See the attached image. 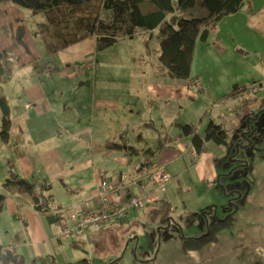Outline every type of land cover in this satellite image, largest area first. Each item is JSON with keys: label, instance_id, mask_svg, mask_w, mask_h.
I'll return each instance as SVG.
<instances>
[{"label": "crops", "instance_id": "obj_1", "mask_svg": "<svg viewBox=\"0 0 264 264\" xmlns=\"http://www.w3.org/2000/svg\"><path fill=\"white\" fill-rule=\"evenodd\" d=\"M224 31L234 33L233 40L237 38V35L242 41L248 42V47H240L239 50H246V53L258 52L259 59H262V64H264V58H262L264 55V0H244L240 9L220 19L206 40L196 42L193 62L199 51L206 52L212 58L218 57L221 61L226 52L235 51L233 46L227 47L223 43ZM141 35L146 37L142 38L138 34L132 38L142 39L140 44L135 43L138 48L134 56L137 54L140 56L141 62L145 63L142 68L148 75L155 76V82L147 74L137 79L136 85L129 88V91L122 90L124 93L133 94L132 98L128 99L119 89L109 85L105 80L96 79L93 74L90 77L91 73H96L100 69V64L97 63L100 59L95 55L89 57L96 54V51H100L95 48L93 36H90L92 51L85 52L81 47L85 38L83 41L57 52L61 69L52 71L51 67H48V71L45 72L50 75L53 85L51 92L47 94L45 83L35 78L34 82L29 83L23 91L27 96L22 107L23 110L15 109L18 115L12 118L9 131L10 140L8 143L2 142L1 144L11 149V153L2 157L3 161L0 162L3 175L6 177L9 174L6 165L8 159L9 163L13 165V172L16 175L30 179L37 186L42 182L50 184L51 188L48 192L51 195L49 203L52 208L50 210L56 207L70 213L98 205L95 193L97 184L102 178L122 179L119 181L123 183V187L111 196L112 200H125L132 192L143 194L145 207L142 210L131 212L123 222H133L135 230L131 234L136 233L138 226L135 222L142 225L145 220L153 226L149 232L156 227L162 229L157 230L156 228L154 233L146 235L147 238H143V240L136 236L139 245L136 250L132 249L135 237L130 235L128 244L133 241L132 247L126 248L114 264H147V261L152 259L151 252L156 253V256L157 253L164 252V257L168 258L170 255H166L168 252L165 250L164 244L167 248L171 241L179 249L178 264H185L186 260L188 264H264V153L260 155L258 153L260 151H257L256 153L259 155L254 157V159L260 160L251 169L249 168L250 161L246 159L247 165L237 163L239 168L235 169L236 172L232 171V173L235 172L234 181L241 192L239 202L235 201L239 205L236 210H240L241 214L234 232V227L231 224V226H226L217 233L213 241L200 251L193 249L184 251L182 249L183 237L179 233L185 234L184 228L180 227L179 231L171 232L169 237H173V239H168L165 236V227L162 226L173 220L182 223L185 219H178V217L182 218L185 213L192 214L189 209L201 210L206 207L204 202H194L193 199L197 200V192L195 197L191 195V177L187 173L193 170L196 173L195 177L199 181L207 182L206 184H209V181H216L220 168H217L216 161L229 154L228 147L218 145L213 141H208L204 150L197 154L190 142V136H180V130H174L175 124L177 128L180 127V124L194 126L202 114L207 112L205 109L200 111L201 113L198 112L199 115L196 119L195 117L189 118L187 115L183 116L186 99L192 96V88L196 87L203 92L210 85L207 84V80L200 71L195 70L196 72L194 71L195 73L192 75L193 68L191 75L201 80L200 85L192 84V81L186 79L169 80L166 70L157 60L160 49L155 32H145ZM152 36L155 37V41L150 48L144 39ZM241 46L246 45L241 43ZM93 61L97 63L95 66H93ZM103 63L108 69L116 67V64H109L105 59ZM93 67H95L94 72ZM42 70L44 69L38 70V76L44 72ZM249 73V83L233 81L230 85L232 88L225 83L223 89L213 100L220 108H225L233 103L230 107V117L234 127L238 130H245L246 124L241 123L235 117V106L239 100L243 99L241 96L249 97L253 93L246 95L243 89L234 95H228V93L234 88L264 84V70H250ZM75 78L80 79L74 80ZM138 83H142V85L138 86ZM204 85L205 88H203ZM77 86H86L89 90L70 92V88L76 89ZM76 93L79 94L75 95ZM119 94L124 97L122 95L120 97ZM49 96L52 97L49 112L53 119H49L51 125H45L42 128L44 135H47L48 144L46 145L35 139V136H31V128L26 125V119L35 104ZM10 113H12L11 108ZM59 116L63 117L58 119ZM107 118H110L109 123L105 121ZM217 118L223 120L224 117L217 116ZM84 119L85 123L81 124V120ZM168 119H170V123L166 125ZM209 119L221 125L210 113H207L198 126L200 135L204 134ZM98 124L102 127L100 131L96 130ZM153 131L167 133L172 137L169 145L171 147L162 148L155 161V164L162 165L166 171V166L169 167L170 163H178V168H174L177 173L168 183H175L173 184L174 189L171 191L167 190L166 185L162 188L147 181L145 173H138V167L141 158H143L141 151L155 146L152 143L153 138H151ZM173 131L175 134L171 135ZM259 133V129H257L256 136H259ZM28 135L31 136V139H27ZM75 136L80 141H84L89 146L88 148L95 147L88 150L87 158L72 159L75 154ZM120 141L134 146L138 152L140 151L139 155L130 156L126 152L112 149L105 144L106 142ZM250 145H252L251 142ZM259 148H263V144L253 149L259 150ZM185 155L189 160L184 158ZM36 167L38 170L34 174ZM73 173H78L76 178H73ZM48 176L51 179H48ZM140 182L145 183L142 191H138ZM63 191L65 194L59 199L58 196ZM13 196L15 195L6 197L4 208L6 226H2L0 229V244L18 253L24 260V264H81V260L74 254V251L82 246L87 250L94 249L93 246L102 244L103 241L106 242L108 235L122 232L121 227L115 226L117 223L109 222L105 226L92 228L87 238L81 236L72 239L64 238L61 236L59 220L49 222L45 216L35 212L30 203L25 204L18 198L14 200ZM7 202L10 207L7 206ZM212 204L209 205L213 206ZM11 205L15 209H12ZM230 208L226 206L223 208V212L229 213ZM215 212L217 213V210ZM170 213L173 214V217H170ZM233 222L236 223V217ZM189 229L194 230L195 227L190 228L189 226ZM205 230L208 232V226H198L185 236L199 237L198 235ZM156 232L159 233V244L156 242ZM125 236L118 237L116 243L124 244ZM81 254L85 257L88 255V253ZM94 256L96 254L92 253L91 259H89L90 264H101V260L97 256L93 259ZM221 259L224 260V263L220 262ZM211 260L216 261L212 263ZM171 261L176 264L174 260Z\"/></svg>", "mask_w": 264, "mask_h": 264}, {"label": "trees", "instance_id": "obj_2", "mask_svg": "<svg viewBox=\"0 0 264 264\" xmlns=\"http://www.w3.org/2000/svg\"><path fill=\"white\" fill-rule=\"evenodd\" d=\"M243 3L244 0H178L176 5L172 4V0H0V90L2 84L11 80L17 68L33 64L40 57L35 42L23 23L20 15L21 8L42 12L43 18L45 17L44 22L39 24L38 33L40 42L48 54L57 53L90 36L95 38V48L103 50L120 39H132L140 33L154 31L160 49L157 60L165 68L168 77L174 80L186 79L192 81V84L198 80L199 84L195 85H200L201 80L191 76L196 42L206 40L214 25L224 16L240 9ZM177 13L181 16L177 17ZM173 19L175 21H172ZM242 89L244 91V87L234 88L228 95L239 93ZM206 114L207 112H204L194 126L184 124L180 127L179 135L190 136V142L197 154L204 150L208 141L226 147L229 144L225 129L212 119H209L206 124L204 134H199L198 126ZM11 122L10 106L5 96L0 94L2 142L8 143L10 140ZM154 132L156 133L155 146L141 151L143 158H141L138 173H145L147 181L159 186L150 174L158 167L155 161L162 148L171 147L169 145L172 137L167 133ZM105 144L112 149L126 152L130 156L139 155L140 152L134 146L122 141ZM6 165L9 174L1 182L3 192H0V217L8 195H18L26 199L32 209L45 216L49 222L67 220L72 215L61 208L55 207L50 210L52 207L49 203L51 200V195L48 194L51 188L49 183L42 182L37 186L30 179L16 175L8 159ZM119 180L116 178L104 180L111 186V189L106 190L105 195L114 208L120 207L118 205L124 206L129 202V198L134 196L132 192L125 200L111 199V196L123 187V183ZM168 183H164L161 187L164 188ZM139 184L143 190L145 183ZM137 196L143 199L142 206L130 208L119 219L90 226H105L114 221L122 222L131 212L142 210L145 207L144 195L137 193ZM121 208L125 209V207ZM220 219L222 218H215L214 221L206 223L208 232L199 237H183L182 249L200 251L216 238L220 230L231 226L235 216L229 214ZM155 230L147 235L154 233ZM88 233L67 238L80 236L87 238ZM137 237L134 238L132 247V249L135 248L134 250L139 247L136 243ZM118 259L119 257L108 264H114ZM0 264H24V260L14 250L0 244Z\"/></svg>", "mask_w": 264, "mask_h": 264}, {"label": "rangeland", "instance_id": "obj_3", "mask_svg": "<svg viewBox=\"0 0 264 264\" xmlns=\"http://www.w3.org/2000/svg\"><path fill=\"white\" fill-rule=\"evenodd\" d=\"M178 0H172V4L176 5ZM20 15L23 19V23L27 26L28 34L32 36L33 42H35L37 51L40 53L39 59H37L33 64H27L25 67L17 68L10 81H8L5 84H2L0 94L4 95L9 103L10 108L12 109L11 117L18 115L16 113L15 109L23 110L22 107L24 106V103L26 101V95L23 93L26 86L29 83L34 82L35 78H38L40 82L45 83V89L47 90V94L51 92L52 84L50 80V75L48 73H45L48 71V67H51L52 71H58L61 69L62 66L59 64V55L57 53H46L45 49L43 48L40 37L38 33V27L40 22H44L45 17L43 18L42 12H34L28 8H21ZM177 17L181 16L180 13L176 14ZM172 21H175L174 19ZM225 26V25H224ZM142 38L146 36H142L141 33L139 34ZM234 33H228L224 31L223 35V43L229 47L233 46L234 50L231 53L226 52L223 57L222 61L220 58L215 57L212 58L206 54L204 51H199V54L196 58V60L193 62L192 60V66L193 68L192 75L196 71H200L202 76L207 80V84L210 86L207 87V89H204L203 92L199 91L196 87H193L192 90V96L187 97L186 99V108L183 112V116L186 117V115L190 118L196 117L199 115L198 112L202 111L203 109L207 110V113H210L212 117L217 120L218 123L221 124V126L225 129L227 133V139L229 140L228 144V154L227 156H222L219 161H216L217 168V178L216 181H209V184H206L207 182L199 181V179L196 176V173L193 172V170L189 171L187 175L191 177V186L192 191L191 195L195 197V193L197 192L196 198L197 200L193 199L195 203H205V208L201 210H195V208L189 209V212L192 214L185 213L184 216L181 218L178 217V219H185L184 222L181 223V221H171L170 223H167L165 226H162L165 230V236L169 239V235H171V232H176L178 228H184V233L188 235L189 232H193L198 226H206V222L214 221L215 218H225L229 214H234L236 217V223H233L232 226L234 227V230L237 227L238 224V217L241 214L239 211L236 210L239 206L237 201L239 202L240 199V190L237 187L236 181H234L235 176V169L239 168L237 166L238 164L247 165L248 162L246 159L250 161L249 168L251 169L252 166H255L256 163L260 160L254 159V157L258 156L259 154L262 155L264 153V84L262 85H255L257 87L256 91L252 92L250 88L252 87H246L244 88V94H251V96H241L243 99L239 100L236 104L235 109V117L240 120V122H244L245 130H238L234 127L232 123V119L230 117V107H232V104L227 105L225 108H220L219 105L215 104L213 100H215L216 96L218 95L219 91L223 89L225 86V83L228 87L230 86L233 81H242L245 83H249V71L250 70H257L261 69L264 70V64H262V59H259L258 52H250L246 53V50L240 51V47H248V42H244L240 39L239 36L236 35V39L233 40L232 37H234ZM84 40V39H83ZM82 40V41H83ZM91 40L92 38L87 37L83 43L81 44V47L86 52L92 51L91 46ZM146 44L151 48L153 46V42L155 41V37L152 36L148 39H144ZM81 42V41H80ZM142 42L141 38L138 39H120L110 47H107L103 50L96 51V54H92L89 57H92L93 55L97 56L100 61L97 62L100 64V69L95 73L93 67V72L90 74V77L93 74V77L99 80H105L109 85L116 87L119 89L126 98H132V95L130 92L124 93V89L129 91V88L136 85L137 79L142 78L146 73L144 70L143 65L145 63L141 62L140 56L137 54L134 56V54L137 51V46H135V43L140 44ZM79 43V42H78ZM241 43L246 46H241ZM245 49V48H243ZM262 58H264V55H262ZM104 59L109 64H116V67L114 69H108L106 64L103 63ZM95 61H93V66L97 64ZM44 69L43 73H40L38 76V70ZM165 69L164 67H162ZM196 70V71H195ZM195 71V72H194ZM191 75V76H192ZM148 77H150L153 82H155V76H150L147 74ZM80 78H75L74 80H78ZM83 79H85L83 77ZM171 80V79H169ZM174 80V79H172ZM142 85V83H138V86ZM70 87H72L70 85ZM61 88V87H60ZM205 88V85L203 86ZM63 89V88H61ZM88 91L89 88L86 86L79 87L77 86L76 89L70 88V92L73 91ZM59 92L58 90H56ZM65 91V90H64ZM79 93H76L75 95H78ZM122 94H119L121 97ZM122 95V97H124ZM187 96V95H186ZM185 96V97H186ZM50 97V98H49ZM47 98H44L41 101H38L35 106L32 108V112L29 113L27 119H26V125L31 128V136H35V139L41 141L43 144H48L47 135H44L42 132V128L47 125H51L50 120L53 119L52 114L50 111V101L52 99L51 96ZM78 103V102H77ZM220 108V109H219ZM179 111V110H178ZM229 112V113H228ZM201 113V112H200ZM197 114V115H195ZM217 116H223V120H219ZM63 116H59L58 119H61ZM110 117V116H109ZM50 119V120H49ZM110 118H107L105 121L109 123L108 121ZM169 120V121H168ZM166 121V125L170 123V119ZM85 119L81 120V124L85 123ZM187 123V122H185ZM184 124H180V127ZM174 127V130L177 131L180 128ZM105 128V127H104ZM259 129V136H256V131ZM96 130L100 131L102 130V127L100 124L97 125ZM249 131L247 135L244 133ZM175 134V132H171V135ZM27 139H31V136ZM153 138V142L156 139V133L153 131V135L151 136ZM250 142L252 145H250ZM2 140L0 138V162H2V157H5L7 153H11V149L7 147L6 145H1ZM74 153L72 156V159H84L87 158L89 155V151L92 148H88L84 141H80L77 136L74 137ZM263 144V148L253 149L254 147L257 148L258 145ZM256 150V151H255ZM259 154H257L256 152ZM235 155L234 159H231L230 155ZM184 158L186 160L188 159V156L185 155ZM245 159V160H244ZM18 161V160H17ZM1 164V163H0ZM4 168H6L5 164L2 163ZM220 164V165H219ZM178 163H170L169 167L166 166L167 172L169 173L170 177H174L175 173H177L175 169H177ZM19 166V164H18ZM38 170V167L35 168L34 174H36ZM232 171H235L232 173ZM78 173H73V178H76ZM152 178L156 177L155 175L150 174ZM172 175V176H171ZM5 176L2 173V168H0V192H3L1 188V182ZM195 177V178H194ZM48 179H51L50 176H48ZM104 180H107L105 178L100 179V181L97 184L96 187V198L98 199V205L101 203V207H104L103 197L107 189H105L103 192H99V186L101 182H104ZM171 180V179H170ZM169 180V181H170ZM168 181V182H169ZM167 182V183H168ZM106 183V182H105ZM173 184L170 183L167 184V190L171 191L173 188ZM108 187L110 186L109 183H107ZM180 189V188H179ZM142 190V186L139 185V190ZM138 192L133 193V195H137ZM65 194V191H63L58 198H62ZM130 195V194H129ZM8 197H11V195H8ZM14 200H20L21 202L25 204H29L27 200L20 196H13ZM230 199H232V203L230 204ZM236 201V202H235ZM213 203V204H212ZM209 204H212L214 206H210ZM98 205H94L92 207L81 209V211L73 212V215L76 214H82L86 213L83 210H95V208ZM208 205V206H207ZM7 206L10 207V204L7 202ZM12 206V205H11ZM226 206L231 207L229 210L230 212L225 214L223 212V208ZM218 208V209H216ZM12 209H15L14 206H12ZM212 209V210H211ZM107 210V208H106ZM111 210L115 211L112 207ZM217 210V213L215 212ZM89 211V212H92ZM170 217H173V214L170 213ZM215 217V218H214ZM220 219V220H222ZM113 223H117L115 226L121 227L122 232L112 233L107 236L106 242L103 241L102 244H99L97 246H93L94 249L90 248V250H87L84 246L81 248H78L76 251H74V254H76L77 257L81 260V264H90L89 259H91V254L94 253L98 257V259L101 260V264H106L110 262L111 260H114L118 258L122 252L127 248L129 249L130 246L132 247L133 241H131L130 244L129 238H131L130 235H133V237H140V240H143V238H147L146 232H149L152 230V224L145 220V222L142 225H139L137 222L138 227H136V233H132L134 231V224L133 222H118L114 221ZM2 226H6V219H5V210H3L1 214V220H0V229ZM170 226V227H169ZM185 226H188L187 228ZM191 227H195L194 230L189 229ZM157 228V227H156ZM162 229V228H161ZM188 229V231H185ZM155 230V228H154ZM158 230V228H157ZM160 230V229H159ZM179 231V230H178ZM181 231V230H180ZM206 230L199 234L203 235L205 234ZM227 232V231H226ZM158 232H156V242L159 241V237L157 235ZM207 233V232H206ZM181 237H190L185 236L183 233H179ZM121 235H126L125 243H116L118 240V237ZM197 237V236H192ZM170 239H173L170 238ZM160 242V241H159ZM159 244V243H158ZM165 250L168 252L166 255H170L168 258H165L164 252L156 253L151 252L150 257L152 258L150 261H147V264H173L171 260H174L176 264H178V257H179V249L174 246L173 241H171L166 248V244H164ZM81 253H88V255H82ZM138 253V251H137ZM94 256L93 259L96 258ZM119 260V259H118ZM212 263H215L216 260H211ZM185 264L187 263V260L185 261ZM221 263H224V260H220ZM140 264V263H138Z\"/></svg>", "mask_w": 264, "mask_h": 264}, {"label": "built area", "instance_id": "obj_4", "mask_svg": "<svg viewBox=\"0 0 264 264\" xmlns=\"http://www.w3.org/2000/svg\"><path fill=\"white\" fill-rule=\"evenodd\" d=\"M195 84H199L198 80L194 81ZM257 87L252 86L250 90L252 92L256 91ZM245 92V91H243ZM156 177L153 178L154 181L159 185L163 186L164 183H167L171 177L169 173H167L163 166H158L152 175H155ZM105 189L109 190L111 189V186L108 187L107 183L101 182L99 186V192H103ZM107 197L104 194L103 197V202H104V207H101V203L95 208L94 211L93 209L90 210H83L86 213L82 214H76V215H70L67 220H61L60 225H61V236L64 238H67L72 235H86L89 230H91L94 226L90 225H99V224H104L112 219H119L121 218L124 213L130 209V208H135V207H140L143 204V199L140 196L134 195L131 198H129V202L125 204L124 206L118 205L120 207L114 208L112 204H110L107 201ZM111 207L115 210H111ZM125 207V209L121 208ZM107 208V210H106ZM92 211V212H89ZM82 212V211H81ZM98 227V226H97ZM101 227V226H99Z\"/></svg>", "mask_w": 264, "mask_h": 264}, {"label": "water", "instance_id": "obj_5", "mask_svg": "<svg viewBox=\"0 0 264 264\" xmlns=\"http://www.w3.org/2000/svg\"><path fill=\"white\" fill-rule=\"evenodd\" d=\"M249 133V131L245 132L244 134L247 135ZM231 157H234V156H231ZM230 160V159H229ZM233 201L230 199V204L232 203ZM214 206V205H213ZM212 210V209H211ZM216 211V210H215ZM161 227H158V229H160ZM158 237H159V233H158ZM137 243V241H136ZM159 243V241L157 242ZM135 249V248H134Z\"/></svg>", "mask_w": 264, "mask_h": 264}, {"label": "flooded vegetation", "instance_id": "obj_6", "mask_svg": "<svg viewBox=\"0 0 264 264\" xmlns=\"http://www.w3.org/2000/svg\"><path fill=\"white\" fill-rule=\"evenodd\" d=\"M225 147H226V146H225ZM227 147H228V146H227ZM231 156H235V155H233V154H232V155H230V157H231ZM232 158L234 159V157H231V159H230V160H232Z\"/></svg>", "mask_w": 264, "mask_h": 264}, {"label": "bare ground", "instance_id": "obj_7", "mask_svg": "<svg viewBox=\"0 0 264 264\" xmlns=\"http://www.w3.org/2000/svg\"><path fill=\"white\" fill-rule=\"evenodd\" d=\"M95 227H97V226H94L93 228H95ZM99 227V226H98Z\"/></svg>", "mask_w": 264, "mask_h": 264}]
</instances>
